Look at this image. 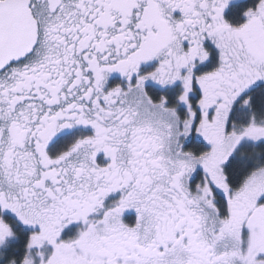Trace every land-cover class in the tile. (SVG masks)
Instances as JSON below:
<instances>
[{
    "label": "snow or ice",
    "instance_id": "obj_1",
    "mask_svg": "<svg viewBox=\"0 0 264 264\" xmlns=\"http://www.w3.org/2000/svg\"><path fill=\"white\" fill-rule=\"evenodd\" d=\"M0 264H264V0H0Z\"/></svg>",
    "mask_w": 264,
    "mask_h": 264
}]
</instances>
